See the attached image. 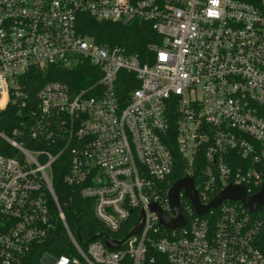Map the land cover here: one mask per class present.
<instances>
[{"label":"built area","instance_id":"obj_1","mask_svg":"<svg viewBox=\"0 0 264 264\" xmlns=\"http://www.w3.org/2000/svg\"><path fill=\"white\" fill-rule=\"evenodd\" d=\"M81 17L144 22L159 42L142 63L86 36ZM83 65L91 68L72 79L75 88L50 81L30 99V71ZM8 105L30 108L25 131L34 146L0 132L15 151L0 152V264H22L47 238L50 201L76 255L58 264H264V205L250 213L224 200L199 215L181 190L186 223L176 229L149 208L175 218L167 194L178 157L202 206L230 185L248 197L260 191L264 0H0V110ZM57 161L65 184L120 237L78 244L54 193ZM107 239L121 244L107 249ZM41 264L57 259L44 254Z\"/></svg>","mask_w":264,"mask_h":264},{"label":"trees","instance_id":"obj_2","mask_svg":"<svg viewBox=\"0 0 264 264\" xmlns=\"http://www.w3.org/2000/svg\"><path fill=\"white\" fill-rule=\"evenodd\" d=\"M80 21L84 34L91 37L96 43L120 47L127 54L137 56L142 63H146L149 55L147 46L150 43L159 42V38L151 30L150 25L144 22L123 25L120 23L96 22L88 17H81ZM89 68H91L89 65H83L77 67L74 71H63L59 67H50L44 72L30 71L25 77L30 99L33 100L38 89L50 81H60L68 84L71 88H75L72 79H83ZM29 110L30 108L20 109L12 105L0 110V132L8 138L15 139L22 142L26 147L32 148L34 144L27 139L25 131ZM14 132L17 133V138L14 136ZM0 152L7 156L15 155V151L1 139ZM176 165L173 174L168 179L170 185L185 175L183 170L185 162L178 157ZM66 172L67 169L62 163L57 161L53 164V189L66 225L78 244L84 247L99 234L120 237L119 234L108 233L96 220L92 211V202L81 200L76 194L75 188L65 184L64 176ZM192 172L196 179L198 170L193 167ZM170 185L166 186L164 190L169 189ZM49 206L52 215V230L44 241L35 244L31 248L22 264H41V258L44 254H49L55 259L75 256L74 248L58 217L53 201H50Z\"/></svg>","mask_w":264,"mask_h":264},{"label":"water","instance_id":"obj_3","mask_svg":"<svg viewBox=\"0 0 264 264\" xmlns=\"http://www.w3.org/2000/svg\"><path fill=\"white\" fill-rule=\"evenodd\" d=\"M181 190H183L184 195L189 199L193 209L199 215L207 213L209 209L217 208L224 200L240 201L243 207L250 213L259 212L264 205V182L261 186L260 191L252 197H248L246 195L245 189L243 187L230 185L224 188L209 204L202 206L200 205L198 195L194 188L192 177H184L182 179H178L171 186L167 194L169 207L172 213L175 214L174 219H167L155 204H150L149 206L150 210L157 215L160 224H162L166 228L176 229L186 223V219L180 211L178 203L179 192ZM141 229V225L137 226L129 233V236L137 234L141 231ZM101 237H104V235H96L93 239ZM104 244L107 249H117L121 242L107 239Z\"/></svg>","mask_w":264,"mask_h":264},{"label":"rangeland","instance_id":"obj_4","mask_svg":"<svg viewBox=\"0 0 264 264\" xmlns=\"http://www.w3.org/2000/svg\"><path fill=\"white\" fill-rule=\"evenodd\" d=\"M70 258H71V257H69V259H70ZM56 259H57V264H58V263L60 262V258H56ZM73 259H76V255L72 257V260H73Z\"/></svg>","mask_w":264,"mask_h":264},{"label":"clouds","instance_id":"obj_5","mask_svg":"<svg viewBox=\"0 0 264 264\" xmlns=\"http://www.w3.org/2000/svg\"><path fill=\"white\" fill-rule=\"evenodd\" d=\"M212 3H213V4L218 3V0H212ZM213 14H214V13H213Z\"/></svg>","mask_w":264,"mask_h":264}]
</instances>
